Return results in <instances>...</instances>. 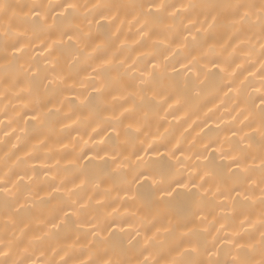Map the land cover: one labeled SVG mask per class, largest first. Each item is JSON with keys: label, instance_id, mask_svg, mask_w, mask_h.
<instances>
[{"label": "clouds", "instance_id": "obj_1", "mask_svg": "<svg viewBox=\"0 0 264 264\" xmlns=\"http://www.w3.org/2000/svg\"><path fill=\"white\" fill-rule=\"evenodd\" d=\"M67 2L31 0L30 4L21 5L28 8V13L21 18L19 29L0 25V133H3L0 144L7 145L5 130L13 125L20 131L16 143L12 144L15 151L26 149L32 139L39 141L26 153L29 159L16 157L9 163L7 151L0 156V188L11 185L14 177H33L28 182H20L13 189L14 195L0 192V198L11 199L13 203L20 202L21 197L27 202L19 214L11 213L12 221L8 212L0 213V264H103L106 259L112 264H131L122 255L133 249L140 255V251L129 243L132 232L121 231L122 226L137 223L139 227L133 231L145 234L153 225L168 226L169 212L177 214L170 204L173 198L165 205L159 200L157 186L151 181L134 183L136 176L163 170L164 174L157 177L161 186L170 181L190 186L180 189L193 196L191 212L187 215L190 221L196 211L210 216L213 208L201 198L200 188L191 186L200 185V178L205 174L209 181H215L217 169L229 163L228 159L221 158L222 153L237 155L249 169L240 174V190L250 191L255 186L260 195L251 204L249 199L239 202L249 217L247 226L236 223L235 213L228 218L221 214L226 228L239 235L225 236V247L219 248V255L212 259L231 264L236 243L247 244L254 237L253 248L247 249L248 259L250 264H262L261 136L259 132L247 133L244 128H259L264 115V0H71L77 7L65 12L63 5ZM94 4L98 7L93 8ZM157 4L163 5L159 11ZM221 4L249 6L248 15L239 24L220 23L209 28L204 17L218 14V9L211 6ZM104 5L112 7L102 8ZM32 9L41 16L32 15ZM102 10L114 13L116 19L111 23H97ZM60 25L73 36L72 40L61 35ZM218 30H223V36L213 42L209 34H216ZM121 34L125 37L123 40ZM224 38L244 42L248 66L243 71L248 76L243 80H239L243 71L237 74L233 68V65L240 67L237 49L233 48L227 56L221 55V49L226 51ZM37 41L42 48L50 46L46 56L31 55V46ZM6 42L23 46V51L14 53L11 47H6ZM212 43L214 46H210ZM102 60L108 63L94 72L93 68ZM153 63L159 68L153 70ZM214 63L220 64L224 71H212ZM181 64H188L189 69L177 71V65ZM257 64L259 68L253 72ZM141 72L152 75L141 76ZM49 80L55 83L49 86ZM185 80L193 86L185 89ZM97 87L100 92L96 91ZM22 88L26 90L21 91ZM225 88L232 95L222 98L219 93ZM153 90L157 91L156 97L152 95ZM213 94L225 107L232 100L237 101L235 107L243 105L241 115L247 114V123L233 118L222 127L220 124L206 127L213 113L211 108L204 109L213 103L210 98ZM114 96L118 98L113 99ZM173 100L179 103L169 108ZM180 112L196 116L192 123L200 128L198 139L187 141L183 147L174 140L173 124L168 120L171 116L180 123L176 119ZM198 112H203L204 119H200ZM25 113H36L39 119L26 120ZM57 134L63 137L59 142L64 145L63 158L67 163L57 160L56 176L47 177L45 173L44 183L54 193L51 199H33L31 187L42 170L31 167L30 160L39 159L41 152L45 158H53L46 151L47 138ZM221 146V151H209L211 147ZM169 149H174L173 155L168 154ZM177 151L183 152L182 159L176 157ZM158 152L163 155H156ZM137 155L143 158L137 159ZM189 169L195 172L190 173ZM145 182L154 189L152 198L139 194V187ZM229 184L232 186L231 181ZM56 188L59 191H53ZM133 193L134 199L125 195ZM53 200L57 201L55 214L32 231L33 211ZM193 202H199V208H194ZM256 207L259 211L253 220L251 209ZM216 222V219L210 220L206 232L201 231L199 221L194 222V232L207 248H213L220 238L209 240L213 229L216 230ZM253 222L254 227H250ZM54 223L58 225L56 228L51 227ZM92 224L96 225L95 229L85 228ZM171 227L172 231H162L150 241L148 250L159 255L174 242L177 226ZM93 232L98 235L93 236ZM116 237L122 246L114 247L110 239H105ZM38 252L41 256L33 259ZM46 252L51 255H44ZM85 256L87 260L83 259ZM156 262L159 264V260Z\"/></svg>", "mask_w": 264, "mask_h": 264}, {"label": "snow or ice", "instance_id": "obj_2", "mask_svg": "<svg viewBox=\"0 0 264 264\" xmlns=\"http://www.w3.org/2000/svg\"><path fill=\"white\" fill-rule=\"evenodd\" d=\"M16 6L11 5L6 2V0H3L2 3H0V15L3 16H9V13L11 12V17L9 18L8 27L9 29H13V26L11 24V19L15 17L16 13L14 11V8ZM77 5L74 2H67L63 5V9L65 12L69 9H75ZM93 8H97V5H92ZM111 5H104L102 8H111ZM157 11H159L163 5L157 4L155 5ZM211 7H214L218 9V14H214L211 16H205L204 20L209 22V28H211L213 25L220 24V23H228V24H239L241 23L244 18L248 15V7L249 6H242L239 4H221V5H213ZM31 14L40 17L41 13L39 11H36L35 9H32ZM54 19V18H53ZM116 19L115 14H108L105 11H100L96 22L99 23L101 21H107L111 23L113 20ZM61 30V35H67L68 40H72L73 36L69 34L67 31L64 30L63 25L58 26ZM7 31V29H4ZM21 35L23 33H20ZM210 39L214 42L216 38L215 33H210ZM186 39V38H185ZM56 41H53L55 43ZM210 46H214V43L210 44ZM6 47H11V50L14 53H21L23 51V46H15L10 45L6 42ZM45 52L50 51V46H46L43 48ZM108 63L107 60H102L95 68H93V71L99 70L101 67H103L104 64ZM213 68L218 69L219 71H224V68L220 64L214 63L212 65ZM151 68L153 70H156L159 68V65L156 63H153L151 65ZM181 68L187 71L189 69L188 64H181ZM178 71V70H177ZM141 76H150L152 75L151 72H141ZM57 80L62 79V77H56ZM49 86L53 85L55 83V80H49ZM179 86V85H178ZM192 82L185 80L183 83V87L185 89L192 87ZM26 89H21V91H24ZM97 92H100L101 89L99 87L96 88ZM230 91V89H229ZM153 97H156L157 91L153 90L152 92ZM118 97H113V99H117ZM179 103L178 100H173L169 103V108H172L173 105ZM211 111V109H209ZM25 117L28 119L26 120H33L36 121L39 119L38 114L36 113H25ZM253 132H259L261 136V155H260V162L261 167L264 168V115H262L261 125L259 128H253ZM233 135H235L233 133ZM246 135H248L246 133ZM227 139V138H226ZM243 139V137L241 138ZM254 140V138H253ZM206 148H209L210 146H205ZM221 147H211V150L214 152L221 151ZM183 154V152L181 151ZM147 154V153H145ZM169 155L174 154V149L168 150ZM156 155H163V153H156ZM143 157L140 155H137V159H142ZM229 160V163L224 166L223 168H218L215 174V191L211 193L212 198L215 200L216 203L220 205V208L225 213V218H228L230 215L235 213L234 218L239 221L240 225H244L246 223H249V217L248 215L240 208L239 213H237V205L239 204L241 198L243 200H248L249 197L244 194L243 191L240 190L238 187L239 180H240V174L247 172L249 169L247 166L242 165L240 162V158L237 155H225L222 153V157ZM113 159H115L113 157ZM255 160V157H253V161ZM119 167V165H117ZM163 170H155L153 173H145L141 172L139 175L136 176V179L134 180V183H139L141 181H151L152 185L157 186V195L159 197V200L164 203L165 205L168 204V202L174 198L176 192L180 189H188L190 186L186 183H180L175 181H170L166 186H161L160 181L157 179L158 176L163 175ZM29 181L33 179L32 176L28 177ZM201 183L200 185H192L191 187H199L200 188V196L201 198H205L208 196L209 190L211 188V185H209V188H205V184H209V180L207 179V174L205 176L201 177ZM24 180L23 176H18V179H14L11 182V185H5L4 187L0 188V192L6 193V194H13V189ZM229 181H231L232 186L229 187ZM262 183H264V180H262ZM203 190V191H201ZM53 191H59L58 188L53 189ZM264 192V189L261 190ZM232 193H235V196L232 195ZM128 199H134L135 194H125ZM223 196L224 199L221 200L220 197ZM264 202V201H262ZM97 203H101V201H97ZM225 203L230 205L231 207L229 209H226L224 207ZM3 206L4 210L9 213V220L12 221L13 217L11 216V213L15 212L19 214V212L23 209L24 205L21 204L19 201L16 203H13L11 199H3ZM194 208H199V202H193ZM167 210V209H166ZM113 211H117V209H113ZM69 213L65 212V215H68ZM72 215H76L75 213H71ZM242 217V218H241ZM212 220H215V217H213ZM199 221L201 225V231H208V228L206 225L210 222L209 215L204 211H196L192 217V220L190 221L187 217H181L177 214L169 212V215L167 217V224L166 227L156 226L153 225L152 228L148 230L143 236V240H139L136 237L140 236L141 233L139 231L135 232V235H132L129 237V243L133 244L134 247L140 251V255L144 256L145 252H148L147 256H144V260L140 262V264H152L151 257L153 255L152 252L148 250V244L150 241L155 240L159 233L163 232H170L172 231V225L175 224L176 231L178 233L176 240L173 242V245L170 247L169 251L171 253H174L171 260L167 261L166 264H222V262L219 259H212L214 256H218L219 248H216L215 245L213 248H207L201 238L194 232V222ZM57 224H52V228H56ZM83 227V225H80ZM250 227H254V222L249 225ZM96 225L92 224L90 225L91 229H95ZM226 228L224 223H220V227L216 229V231H221ZM121 231H124L122 228ZM150 233V234H149ZM93 236L98 235V233L93 232ZM225 235H239L238 232H225ZM260 245H261V251L264 253V231L260 232ZM110 239L111 243L114 247H120L122 246V241L116 237V238H105ZM215 240L216 238L213 237ZM254 237L252 238V241H254ZM250 241L247 244L244 242H237L235 245L236 251L231 257V264H250V261L248 259L249 252L247 249L253 248L254 244ZM140 245H143L141 248ZM203 251V255L207 256L208 259H201V254ZM6 255V253H4ZM103 264H112L111 260L106 259ZM154 264H157V262H154ZM264 264V262H262Z\"/></svg>", "mask_w": 264, "mask_h": 264}, {"label": "bare ground", "instance_id": "obj_3", "mask_svg": "<svg viewBox=\"0 0 264 264\" xmlns=\"http://www.w3.org/2000/svg\"><path fill=\"white\" fill-rule=\"evenodd\" d=\"M7 3L16 6L14 8V11L16 13L15 17L11 19V24L14 29H19L21 27V18L28 13V8L21 7V5H28L31 3V0H20L19 4L17 3V0H6ZM225 2H235V0H225ZM11 17V12L9 13V16H3L0 15V25H8L9 23V18ZM128 19H132L131 17H128ZM127 29L125 28V31ZM223 36V30H218L216 33V39H221ZM121 40H123L125 37L123 34H121ZM222 43H224L226 51L221 49V55L227 56L229 52L232 51L233 48L237 49V63L240 64V67L237 68L236 65H233V68L235 69L236 73L239 74L243 71L244 68L248 66V61L245 60L246 57V51L244 48V42L242 40L238 41H229L226 38L222 40ZM32 53L31 55L34 56H46L47 52L43 50L41 47L39 41H37L35 44L32 46ZM211 67V66H210ZM259 68V65L257 64L256 68L252 69V71H256ZM177 70L182 71L183 69L181 68V65H177ZM91 71V70H89ZM212 71H218V69L212 68ZM231 71V70H230ZM248 76L247 71H243L242 75H239V80H243L245 77ZM220 97L224 98L226 96H231L232 93L229 91V89L225 88L223 93H219ZM213 100V103H208V107L204 109V111H207L208 108L212 109V113L210 114L212 116L211 119L208 120V123L206 127H216L217 124H220L222 127L224 123H227L228 121L232 120L233 118H237L238 121H243L244 123H247L246 116L247 114L245 113L244 115H241V112L243 110V105L240 107H235L237 101L232 100V101H227L226 102V107L222 105L220 99H216L215 94H213L210 97ZM234 109V110H233ZM230 113V115H229ZM197 115L200 117V119H204L203 112H198ZM222 116V120L219 119ZM24 119H28L27 117H24ZM177 120L180 121V123H176L175 120L171 116L168 117V120L172 121L173 128H172V133L174 140L179 142V146L183 147L186 145L187 141L192 140L193 138L198 139V133H200V128L197 127L196 124H193L192 121L196 119V116L191 115L189 113L188 115H185L184 112H180L177 114L176 117ZM7 123V121H5ZM199 123V121H197ZM243 126V125H240ZM187 129V131H185ZM8 135L4 137L6 141H8L7 145L0 144V156H3L4 152L9 153V163L14 161L16 157H21L22 159H29V157L26 155V153L32 149L33 145H36L39 143V141L32 139L28 141V147L26 149H21L20 151H15L12 149V144L16 143V136L20 134L19 128L16 125H13V127L6 129ZM90 131V130H89ZM163 131V128L161 129ZM244 131L247 133H251L253 129L250 128H244ZM183 133V136L181 135ZM3 133H0V136H2ZM228 135H231V133H228ZM63 137L57 134V136L53 137H48L47 138V149L46 151H49L51 153V156L53 158H45L41 153H38L40 155L39 159H31L30 160V166L41 169L40 177L36 180L35 183L32 184L31 187V192H32V198L33 199H44V200H50L51 197L54 195V193L51 192V190L48 188L47 184L44 183V180L47 177L51 176H56L57 171H56V163L57 160H60L61 164H66L67 160L63 158L64 156V145L59 142L60 139ZM87 138V137H85ZM41 139H44L42 137ZM209 151H212L209 149ZM14 153V154H13ZM141 155H145V153H141ZM147 155H152L151 153H147ZM176 157L178 158H183V154L180 151L176 152ZM252 160H249V164H252ZM258 163V161H257ZM190 173H194L195 169H189ZM45 173H47V177L45 176ZM31 175V173L29 174ZM14 179H18V177H14ZM28 182V177H24V180L21 181V183ZM251 183V182H250ZM209 185H211V188L209 190L208 196L205 197L206 202L210 207L213 208V215L209 216V220H212L213 217L216 219V229L220 227V223H223L224 221L221 219V214H225L224 211L221 210L220 205L215 202V200L212 198L211 193L215 191V182L209 181V184H205V188H209ZM231 185L229 184V187ZM69 188L72 187V185H68ZM203 191V190H201ZM245 195L249 197V203L251 204L252 201H255L258 199L260 192L259 188L253 186L250 191H243ZM139 194L142 197L145 198H152L155 194L154 189L151 188V186L145 182L143 185L139 187ZM233 196H235V193H232ZM193 199V196L191 194H187L181 190H178L177 193L175 194L173 200L170 202L171 206L175 210L178 216L181 217H187V215L190 214L191 212V201ZM221 200L224 199L223 196L220 197ZM238 199H242L238 198ZM213 201L215 202L213 205ZM20 203L23 205H26V200L21 197L20 198ZM57 201H52V203L40 205L37 209H35L32 213V216L34 217V222L31 226V230L35 231L37 228V225L41 223V221H46V219L55 214V206H56ZM224 207L226 209H229L231 206L225 203ZM241 206L238 204L237 205V213H239ZM4 211V206H3V198H0V213H3ZM109 211H111L109 209ZM258 207L251 209L252 216L251 218L253 220L256 219L257 214H258ZM22 218V217H21ZM242 218V217H241ZM14 219H20V218H15ZM236 223L238 224L239 221L237 220ZM247 226V223L245 224ZM42 226V225H41ZM90 227L89 225H85V228ZM139 225L137 223H128L124 224L122 228L124 229L125 232L131 231L133 235H135V231H133L135 228H138ZM231 232L230 228H225L224 230H221L219 233L216 232L215 229H213L209 240L211 241L213 237H220L219 239L216 240L215 247L216 248H223L225 247V240L224 237L225 232ZM30 234V233H29ZM150 234V233H149ZM144 236V233L141 232V235L136 237L139 240H142ZM230 239V237H229ZM71 243V241H69ZM173 245V242H170L168 246H166L164 249H162L157 255L155 252H153L151 249L149 250L150 252L153 253L151 257V262L154 264L157 260H159V264H166L167 261L171 260L172 256L174 253H171L169 251L170 247ZM44 255H51L50 252L44 253ZM148 252L144 253V256H147ZM219 255V253H218ZM41 256V253H37L36 256L33 259H37ZM144 256L139 255V253L136 250H130L126 252L125 254L122 255V258L128 259L131 261V264H139L140 261L144 260ZM201 259L207 260L208 257L205 255L203 257H200ZM215 258V256L213 257ZM57 260L60 259V257H56ZM83 259L87 260V256L83 257Z\"/></svg>", "mask_w": 264, "mask_h": 264}]
</instances>
